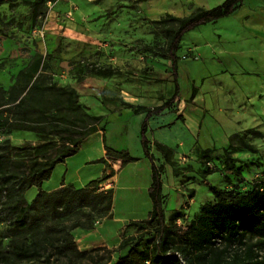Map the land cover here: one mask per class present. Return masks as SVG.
I'll use <instances>...</instances> for the list:
<instances>
[{
	"label": "rangeland",
	"instance_id": "374dc122",
	"mask_svg": "<svg viewBox=\"0 0 264 264\" xmlns=\"http://www.w3.org/2000/svg\"><path fill=\"white\" fill-rule=\"evenodd\" d=\"M223 1L0 0V152L10 145L9 169L28 171L33 157L50 158L57 143L56 137L4 126L8 117L20 115L5 111L9 96L20 95V85L29 84L75 88L85 111L104 116L100 127L107 144L139 158L125 165L110 161L114 177L90 187L106 159L98 147L103 138L94 134L84 145L87 137L81 151L54 170L46 187L59 180L68 184L53 191L43 186L24 191L28 203H34L26 227L16 223L9 192L1 193L0 249L9 264H43L48 254L54 264H89L97 253L119 246L120 224L133 219L131 209L150 206L145 185L151 179L140 134L145 117L132 114L124 102L154 107L173 94L172 65L161 51L178 22L160 20L166 14L186 17ZM178 55V102L149 119L147 136L156 164L163 166L165 222L185 225L204 203L215 201L205 177L218 188L237 185L245 190L264 175V0H244L234 14L187 32ZM108 67L119 71L109 80L88 73ZM76 72L87 76L81 80ZM194 85L198 93L190 103ZM29 115L34 119L38 113L31 110ZM88 152L86 165L71 169ZM228 157L239 174L226 175ZM18 160L24 164L17 165ZM84 192L88 194L82 196ZM115 216L122 219L114 222ZM140 235L135 227L126 230V236ZM153 238L143 235L142 247ZM34 240L46 247L44 256L21 259L15 254V244ZM63 241L84 255L61 252ZM127 251L116 250L113 261Z\"/></svg>",
	"mask_w": 264,
	"mask_h": 264
},
{
	"label": "trees",
	"instance_id": "16d2710c",
	"mask_svg": "<svg viewBox=\"0 0 264 264\" xmlns=\"http://www.w3.org/2000/svg\"><path fill=\"white\" fill-rule=\"evenodd\" d=\"M243 4L244 0H224L214 7L201 8L186 17L166 14L160 20L172 19L178 22L169 37L167 47L161 51V56L168 59L172 65L173 94L166 101L154 107L124 102L134 114L145 113L140 134L143 151L151 162V184L148 187V195L152 202V209L146 218L126 222L120 231L122 240L119 246L114 249H104L103 254L97 253L89 264H110L113 261V253L127 247V253L115 259L111 264H264V175L252 179L245 190L237 185H231L230 189L218 188L205 177L204 183L207 184L215 201L204 203L199 213L185 225L166 223L163 166L156 164L155 157L150 152L151 142L147 136L149 119L153 115L162 114L178 102L180 95L178 51L184 35L198 26L216 22L234 14ZM36 68L37 66L33 67V73L36 72ZM103 71L109 74L119 73L111 67L96 68L88 73ZM77 75L81 80L87 76L84 73L82 76L79 73ZM20 87H22L20 95L9 96L10 99L6 102L9 106L5 109V111L20 115L8 117L4 126L12 130H29L42 136L56 137L58 143L53 147L50 158L33 157L28 171L22 172L18 169L10 170L8 167L10 145L5 152H0V196L4 191L9 192L12 198V212H18L16 223L22 228L29 225L27 221L30 215L28 214L34 206V203H28L24 191L30 187L42 190L43 183L51 178L59 163L77 154L87 137L100 130L103 131L100 123L104 116L85 111L78 101L79 93L75 88L54 84L48 86L29 84L20 85ZM197 93L198 87L194 85L188 102H194ZM31 110H36L38 113L34 119L29 115ZM103 142L106 151L105 168L100 177L89 182L90 187L99 185L114 175L110 161H121V164L125 165L139 160L126 149H116L108 145L104 133ZM246 146L252 148L249 145ZM157 147L161 149L159 143ZM205 151L210 152L211 149ZM228 158L229 162L225 166L226 175L239 174L231 163L230 157ZM15 163L23 165L24 161L18 160ZM205 173L210 174L211 172L206 169ZM239 178L242 179V176ZM14 191H17L15 198ZM195 192V189H192L190 196L194 197ZM84 194L88 192L81 195L84 196ZM38 201L39 198L34 200L35 203ZM61 204L59 200L57 206ZM130 227L137 228L142 235L126 236V230ZM150 234L154 235L152 242L147 247H142L143 235ZM45 248L41 241L34 240L30 244H15L14 252L21 259L39 258L45 255ZM70 249L78 256H83L85 253L79 251L75 244L64 241L59 246L61 252L67 253ZM8 260L0 249V263L9 264ZM43 264H54L51 261V254L44 257Z\"/></svg>",
	"mask_w": 264,
	"mask_h": 264
},
{
	"label": "crops",
	"instance_id": "0c3cea01",
	"mask_svg": "<svg viewBox=\"0 0 264 264\" xmlns=\"http://www.w3.org/2000/svg\"><path fill=\"white\" fill-rule=\"evenodd\" d=\"M105 72H100V73H94L95 75H97L98 77V79L99 80H109L110 79V76H111V74H104ZM107 73V72H106ZM72 81H75L76 80V78L74 77V78H72L71 79ZM135 104V103H134ZM132 114H134L133 112H131ZM138 115H142V118H144L145 117V113H141V114H138ZM94 134H97L98 136H100V138H103V134H102V131L100 130V131H98V132H96V133H94ZM94 134H92V135H94ZM92 135H90L88 138H87V141L85 140V144L84 145H86V143L90 140V138H91V136ZM103 140V139H102ZM84 145H83V147H84ZM99 147V149L101 150V148H103L102 150H103V154H104V156H103V158H105L106 159V157H105V148H104V145L102 144V145H99L98 146ZM81 151V150H80ZM152 152V151H151ZM75 155H77V154H75ZM74 155V156H75ZM74 156H71V157H68V159H67V161L68 160H72V158L74 157ZM91 156V153L90 152H88L87 153V155L85 156V158H83V161L81 162V164L79 165V166H77V165H75L74 163V165L72 166L71 165V169H73V170H78V169H80L82 166H84V165H86V163L88 162V158ZM74 160V159H73ZM149 163H150V168H151V162L149 161ZM60 164H64V166H66V161L65 162H63V163H59L57 166H56V168L60 165ZM55 168V169H56ZM104 168H105V166L103 167V169H102V172H103V170H104ZM102 172H101V174H102ZM53 175L54 174H52V176H51V178L53 177ZM101 176V175H100ZM112 177H114V176H112ZM112 177L111 178H109V179H112ZM51 178L50 179H48V180H46L44 183H43V187L45 188V189H47V190H49V191H53V190H55V189H58V188H60V187H62V186H64L65 184H68V182L67 183H62V181L61 180H59L57 183H55V184H52V185H49V186H47L46 187V184H50V180H51ZM108 179V180H109ZM112 184H113V186H116V185H114V181L112 180ZM150 184H151V179H150V181H148L147 183H146V185H145V189L147 190V192H148V187L150 186ZM164 189H165V187H164ZM164 191V190H163ZM150 206H146V204H145V206H143V207H138L137 205H136V208H134V209H131V211L129 212V215H132L133 217H131V218H133V219H142V218H146L148 215H149V212L151 211V209H152V202H151V199H150ZM114 215H117L116 213H114ZM135 215H144L142 218H138L139 216H135ZM118 219H122V218H120L119 216H115V218L114 219H112L114 222L115 221H118ZM125 224V222H123V223H121L120 224V231H121V228L123 227V225Z\"/></svg>",
	"mask_w": 264,
	"mask_h": 264
},
{
	"label": "built area",
	"instance_id": "2783aa9c",
	"mask_svg": "<svg viewBox=\"0 0 264 264\" xmlns=\"http://www.w3.org/2000/svg\"><path fill=\"white\" fill-rule=\"evenodd\" d=\"M38 32H41V31L38 30ZM43 33H44V32H42V35H43ZM207 165H208V167H210V168H212V169L215 168L214 163H212L211 161H208V162H207ZM180 225H181V224H180ZM183 225H184V224H183Z\"/></svg>",
	"mask_w": 264,
	"mask_h": 264
}]
</instances>
